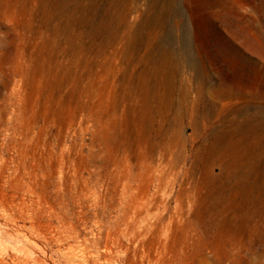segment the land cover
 <instances>
[{
  "label": "rangeland",
  "instance_id": "374dc122",
  "mask_svg": "<svg viewBox=\"0 0 264 264\" xmlns=\"http://www.w3.org/2000/svg\"><path fill=\"white\" fill-rule=\"evenodd\" d=\"M0 264H264V0H0Z\"/></svg>",
  "mask_w": 264,
  "mask_h": 264
},
{
  "label": "bare ground",
  "instance_id": "6f19581e",
  "mask_svg": "<svg viewBox=\"0 0 264 264\" xmlns=\"http://www.w3.org/2000/svg\"><path fill=\"white\" fill-rule=\"evenodd\" d=\"M233 141V140H232Z\"/></svg>",
  "mask_w": 264,
  "mask_h": 264
}]
</instances>
